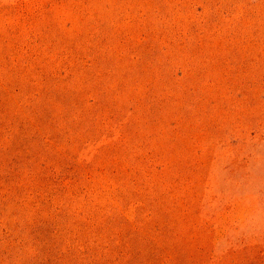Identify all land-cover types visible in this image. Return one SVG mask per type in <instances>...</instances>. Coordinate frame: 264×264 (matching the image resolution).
Returning a JSON list of instances; mask_svg holds the SVG:
<instances>
[{
  "label": "rangeland",
  "instance_id": "374dc122",
  "mask_svg": "<svg viewBox=\"0 0 264 264\" xmlns=\"http://www.w3.org/2000/svg\"><path fill=\"white\" fill-rule=\"evenodd\" d=\"M0 264H264V0H0Z\"/></svg>",
  "mask_w": 264,
  "mask_h": 264
}]
</instances>
